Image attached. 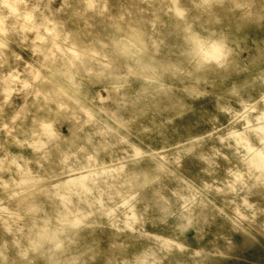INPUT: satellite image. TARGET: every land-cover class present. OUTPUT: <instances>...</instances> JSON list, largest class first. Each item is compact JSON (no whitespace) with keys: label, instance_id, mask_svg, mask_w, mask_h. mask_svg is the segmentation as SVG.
<instances>
[{"label":"clouds","instance_id":"9594fccd","mask_svg":"<svg viewBox=\"0 0 264 264\" xmlns=\"http://www.w3.org/2000/svg\"><path fill=\"white\" fill-rule=\"evenodd\" d=\"M258 221L264 0H0V264H221Z\"/></svg>","mask_w":264,"mask_h":264},{"label":"rangeland","instance_id":"374dc122","mask_svg":"<svg viewBox=\"0 0 264 264\" xmlns=\"http://www.w3.org/2000/svg\"><path fill=\"white\" fill-rule=\"evenodd\" d=\"M217 243L224 253L221 264H264V222L228 232Z\"/></svg>","mask_w":264,"mask_h":264}]
</instances>
